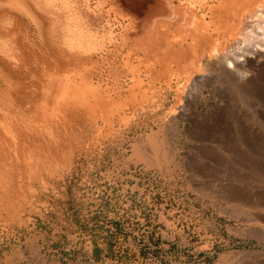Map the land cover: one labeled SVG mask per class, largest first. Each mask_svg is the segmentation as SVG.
Masks as SVG:
<instances>
[{"label": "bare ground", "instance_id": "1", "mask_svg": "<svg viewBox=\"0 0 264 264\" xmlns=\"http://www.w3.org/2000/svg\"><path fill=\"white\" fill-rule=\"evenodd\" d=\"M187 120L208 152L264 134L247 125L264 122V0H0L1 230L114 145L177 153Z\"/></svg>", "mask_w": 264, "mask_h": 264}, {"label": "rangeland", "instance_id": "2", "mask_svg": "<svg viewBox=\"0 0 264 264\" xmlns=\"http://www.w3.org/2000/svg\"><path fill=\"white\" fill-rule=\"evenodd\" d=\"M179 124L177 153L114 145L46 184L0 229V264H264V134L208 152Z\"/></svg>", "mask_w": 264, "mask_h": 264}]
</instances>
